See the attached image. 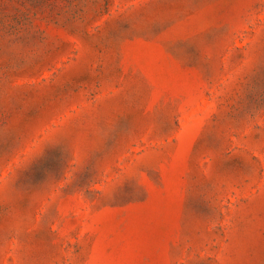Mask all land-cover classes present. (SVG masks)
<instances>
[{"label": "rangeland", "instance_id": "1", "mask_svg": "<svg viewBox=\"0 0 264 264\" xmlns=\"http://www.w3.org/2000/svg\"><path fill=\"white\" fill-rule=\"evenodd\" d=\"M0 264H264V0H0Z\"/></svg>", "mask_w": 264, "mask_h": 264}]
</instances>
